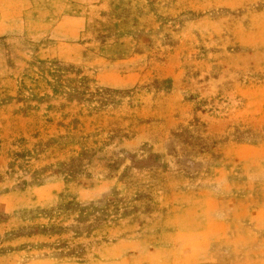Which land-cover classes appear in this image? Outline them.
<instances>
[{"label":"rangeland","instance_id":"rangeland-1","mask_svg":"<svg viewBox=\"0 0 264 264\" xmlns=\"http://www.w3.org/2000/svg\"><path fill=\"white\" fill-rule=\"evenodd\" d=\"M0 264H264V0H0Z\"/></svg>","mask_w":264,"mask_h":264},{"label":"crops","instance_id":"crops-1","mask_svg":"<svg viewBox=\"0 0 264 264\" xmlns=\"http://www.w3.org/2000/svg\"><path fill=\"white\" fill-rule=\"evenodd\" d=\"M254 222H255V224H256V227H258V225H259V221L258 220H254ZM205 224V223H204ZM262 224V223H261ZM206 232V229L205 228H203V231H202V233L204 234Z\"/></svg>","mask_w":264,"mask_h":264}]
</instances>
